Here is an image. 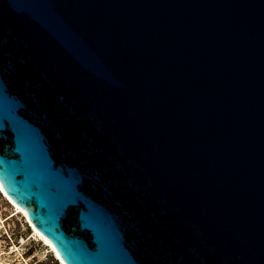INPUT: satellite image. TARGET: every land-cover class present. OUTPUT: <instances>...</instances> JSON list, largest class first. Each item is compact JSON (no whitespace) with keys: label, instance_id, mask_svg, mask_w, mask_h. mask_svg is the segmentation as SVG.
Instances as JSON below:
<instances>
[{"label":"water","instance_id":"1","mask_svg":"<svg viewBox=\"0 0 264 264\" xmlns=\"http://www.w3.org/2000/svg\"><path fill=\"white\" fill-rule=\"evenodd\" d=\"M0 185L65 264H264V0H0Z\"/></svg>","mask_w":264,"mask_h":264},{"label":"rangeland","instance_id":"2","mask_svg":"<svg viewBox=\"0 0 264 264\" xmlns=\"http://www.w3.org/2000/svg\"><path fill=\"white\" fill-rule=\"evenodd\" d=\"M55 261L61 264L52 248L0 190V264H54Z\"/></svg>","mask_w":264,"mask_h":264},{"label":"bare ground","instance_id":"3","mask_svg":"<svg viewBox=\"0 0 264 264\" xmlns=\"http://www.w3.org/2000/svg\"><path fill=\"white\" fill-rule=\"evenodd\" d=\"M0 190L3 192V194H4V196L7 198V200L10 202V203H12L15 207H16V209H17V212L18 213H22L25 217H26V219H27V221L30 223V225L32 226V228H33V230L36 232V234H38L39 235V237L47 244V245H49L51 248H52V251L54 252V254H55V256L57 257V259L61 262V264H65L64 262H63V260L60 258V256H59V254L57 253V251H56V249H55V247L53 246V244L51 243V241L43 234V233H41L31 222H30V220H29V218H28V215H27V213H26V211H24L23 209H21L20 207H18L9 197H8V195L5 193V191L2 189V187H1V185H0Z\"/></svg>","mask_w":264,"mask_h":264},{"label":"trees","instance_id":"4","mask_svg":"<svg viewBox=\"0 0 264 264\" xmlns=\"http://www.w3.org/2000/svg\"><path fill=\"white\" fill-rule=\"evenodd\" d=\"M30 254V253H29ZM54 264H58V262L57 261H55V262H53Z\"/></svg>","mask_w":264,"mask_h":264}]
</instances>
